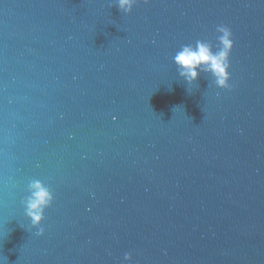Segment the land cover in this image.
<instances>
[{"label":"water","instance_id":"1","mask_svg":"<svg viewBox=\"0 0 264 264\" xmlns=\"http://www.w3.org/2000/svg\"><path fill=\"white\" fill-rule=\"evenodd\" d=\"M219 25L231 88L188 85L175 53ZM0 259L264 264V0H0Z\"/></svg>","mask_w":264,"mask_h":264},{"label":"clouds","instance_id":"2","mask_svg":"<svg viewBox=\"0 0 264 264\" xmlns=\"http://www.w3.org/2000/svg\"><path fill=\"white\" fill-rule=\"evenodd\" d=\"M147 3V0H144ZM137 0H115L118 9L124 14L130 13ZM215 51L213 45L206 40H197L195 44H187L175 53L173 57L177 73L188 85L197 80L200 72L209 73L215 87L220 89H230L229 76V56L233 47L232 33L224 25L216 28ZM27 195L21 200L24 208V215L30 221L32 228L37 229L36 235L43 234L44 229L40 227L44 219L45 209L53 202V194L50 188L38 179L31 180L27 185ZM124 261L131 260V254L125 253ZM0 264L3 260L0 259Z\"/></svg>","mask_w":264,"mask_h":264}]
</instances>
